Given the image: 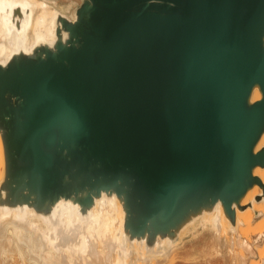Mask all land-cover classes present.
Listing matches in <instances>:
<instances>
[{"label": "water", "instance_id": "obj_1", "mask_svg": "<svg viewBox=\"0 0 264 264\" xmlns=\"http://www.w3.org/2000/svg\"><path fill=\"white\" fill-rule=\"evenodd\" d=\"M89 1L78 47L0 67V114H13L7 92L22 100L5 136L11 178L57 190L54 150L73 142L86 182L130 184L134 227L203 196L228 208L261 184L245 179L264 165V149L252 154L264 130V0ZM254 84L262 99L247 108Z\"/></svg>", "mask_w": 264, "mask_h": 264}, {"label": "bare ground", "instance_id": "obj_2", "mask_svg": "<svg viewBox=\"0 0 264 264\" xmlns=\"http://www.w3.org/2000/svg\"><path fill=\"white\" fill-rule=\"evenodd\" d=\"M78 2L90 4L89 0H0V67L22 59H44L47 53L55 56L58 49L71 45L78 47L72 30L81 20L85 23L89 14H77ZM261 44L264 50V35ZM261 99L260 86L254 84L245 105L248 108ZM21 106L20 97L6 93L5 110L10 107L13 114H0V264H159L172 259L186 235L194 240L206 232L209 239L189 246L198 253L195 258L200 253L214 259L226 251L231 264H247L253 255L251 245L256 243L247 240L248 233L256 232L260 238L264 232V165L252 166L245 179L247 184L257 178L261 184H247L228 208L222 200L203 196L184 205L164 224L148 220L134 227L130 184L124 178L110 184L101 179L86 182L85 174L71 164L70 153L77 149L73 142L54 150L61 160L57 190L38 192L36 177L28 174L11 178L5 136L10 124L21 121ZM263 149L264 130L252 154ZM253 215L258 216L256 228H252ZM227 231L229 239H223Z\"/></svg>", "mask_w": 264, "mask_h": 264}, {"label": "rangeland", "instance_id": "obj_3", "mask_svg": "<svg viewBox=\"0 0 264 264\" xmlns=\"http://www.w3.org/2000/svg\"><path fill=\"white\" fill-rule=\"evenodd\" d=\"M80 2H78L77 4H75V7L74 8H78L79 6H80ZM257 218H258V216H255V215H253V219L254 220H252V224L254 225H252V228L254 227V228H256V223H255V221L257 220ZM256 219V220H255ZM253 233V234H252ZM229 234H231L229 231H227V233L224 235V237H223V239H229ZM249 235L247 236L248 237V241L249 242H251V244H252V242L254 243V242H256L255 244H252L251 245V247H253V255H251V256H249L246 260H247V264H249V263H251V261L254 263V264H263L264 263V261H261L260 259H263L264 258V243H262V242H264V232H263V234H262V236L260 237V238H257V234H256V232L254 233V232H250V233H248ZM256 234V235H255ZM208 235V236H207ZM210 234H207V232L204 234H199L198 236H197V239H191L192 237L190 236V235H186L187 237H184L182 240H180L179 242H178V244H177V247L174 249L175 251L173 252V254L171 255V257H172V259L170 260V259H168V261H161L160 263L161 264H205V262H206V258L207 257H209L208 258V262H209V264H222L223 262V264H228V262H229V264H231L230 262V260L229 259H231V257H229L228 255H226V251L225 252H223V250H222V252H223V254L224 255H222V256H217V257H215L214 256V259H213V255H212V257L211 256H207L206 257V255H203V254H200L199 253V256L200 257H202V258H204V259H202V258H200V260H199V256L197 257V258H195V255L196 254H198L196 251H193V250H191L190 248H189V246L192 244V242H196V241H200V240H202L204 237V239L206 240V239H209V236ZM235 235V234H234ZM253 236V237H252ZM254 238V239H253ZM191 239V240H190ZM245 239V238H244ZM250 239H251V241H250ZM256 239V240H255ZM185 240V241H184ZM188 240V241H187ZM259 243L260 244H263V245H259ZM180 244V245H179ZM183 244V245H182ZM255 245V246H254ZM257 246H258V249H259V251L262 253V251H263V253H262V256L261 257H259L260 256V252L258 251V249H257ZM256 249H255V248ZM188 252H190V253H188ZM256 252V253H255ZM186 254V255H185ZM189 254H190V256H189ZM192 254H194V256H193V258H192V260H190L191 259V257H192ZM255 254V255H254ZM259 254V255H258ZM188 255V256H187ZM184 256V257H183ZM185 256H187V258H185ZM227 257V259L229 260V261H227V259H225V257ZM253 256V257H252ZM170 257V258H171ZM189 257V258H188ZM250 257H252L253 259H251ZM255 257V258H254ZM263 257V258H262ZM194 258L196 259V261L194 260ZM259 258V259H258ZM189 259V260H188ZM220 259H224V261L222 262V260H220ZM204 262H203V261ZM211 260V261H210ZM232 260V259H231ZM255 262H254V261ZM264 260V259H263ZM248 261H249V263H248ZM208 262H206V264H208ZM211 262V263H210ZM227 262V263H226ZM258 262V263H257ZM159 263V264H160ZM252 263V264H253ZM238 264V263H237Z\"/></svg>", "mask_w": 264, "mask_h": 264}]
</instances>
